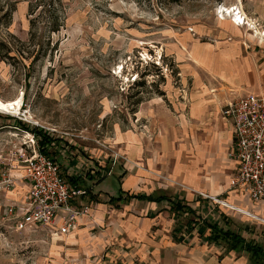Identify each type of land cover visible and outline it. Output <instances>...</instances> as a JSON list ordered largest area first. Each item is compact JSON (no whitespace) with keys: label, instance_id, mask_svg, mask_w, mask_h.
Segmentation results:
<instances>
[{"label":"rangeland","instance_id":"374dc122","mask_svg":"<svg viewBox=\"0 0 264 264\" xmlns=\"http://www.w3.org/2000/svg\"><path fill=\"white\" fill-rule=\"evenodd\" d=\"M53 1L50 7L49 0H0V98L22 99L17 113L0 111V264H154L139 252L153 237L168 241L174 223L163 211L139 237L147 218L141 209L134 211L135 201L107 205L100 213L85 201L87 216L79 215L78 227L62 236L49 226L17 229L7 209L21 205L30 191L21 144L34 134L32 127L49 132L57 138L49 156L61 175L66 179L65 155L83 160L72 172L93 176L85 184L101 194L99 200L121 193L123 171L143 172L144 184L133 192L182 188L170 176L174 162L161 160L148 144L158 148L155 121L182 130L195 88L185 67L198 60L201 47L241 36L243 46L264 56V0ZM231 5L238 6L234 12L242 13L244 24H233L220 11ZM262 87L264 94V82ZM134 135L141 141L139 155ZM5 173L10 187L3 183ZM236 212L237 222L259 220L264 226L260 217ZM130 218L138 229L130 230Z\"/></svg>","mask_w":264,"mask_h":264},{"label":"crops","instance_id":"0c3cea01","mask_svg":"<svg viewBox=\"0 0 264 264\" xmlns=\"http://www.w3.org/2000/svg\"><path fill=\"white\" fill-rule=\"evenodd\" d=\"M234 27L238 28L236 25ZM233 33L238 35L236 32ZM222 34L224 35L225 32ZM243 43L246 44L241 36H234L229 40L219 41L217 46L205 45L201 47L197 51L200 52L199 56H196L198 60H194L195 63L187 61L185 67L186 71L192 72L195 88L188 98L187 117L184 114V125L180 127L182 130L173 128L169 130L165 126V120L157 119L155 121L158 127L156 136L158 148H155L153 143L148 144L153 147L155 155H160L161 160L167 159L174 162L170 176L178 181L182 188L156 186L151 191L137 190L133 192L134 188H140L144 184L141 182L143 172L137 170L135 173L123 171L119 176L122 185L120 193L122 199L114 205L107 202L111 196H108L106 201L99 200L98 195L101 194H96L90 189L91 193L97 195L98 198V201H90L95 203L94 210L97 213L106 210L107 205L127 206L135 201L138 208L134 211L139 212L141 209L147 218V222L143 223L141 229L134 226V224H138L134 219L128 220L130 230L138 229L139 237H142L144 232L155 224L156 220L160 221L163 211L171 214L170 217L174 225L167 236L169 240L162 244L161 240L154 237L150 239L146 243L147 247H145L144 253L143 248L139 252L142 255L141 259L149 257L154 264H252L244 250H226L221 244L209 242L205 237L207 233L200 235L197 232V227L188 228L183 223L185 221L183 216H179L180 219H183L181 221L177 215L170 211L166 200L156 202L137 198L128 199L126 196L131 194L148 195L156 192L167 194L173 199H182L203 219L216 222L223 227L226 226L225 221L227 223L229 221L230 227L239 231L243 237L264 244V233H261L264 226L258 222L259 220L244 222L245 220L238 218L239 222H237L236 216L241 217V214L236 210L248 217H260L264 221V200L251 201L245 193L230 188L229 182L236 170V161L229 155L232 126L220 113L225 102L239 95L247 92L263 93L264 56L257 57L258 55L246 48L247 46H243ZM183 104H181V108ZM132 137L136 139L132 145L139 155L142 151L141 141L135 135ZM65 158H68V163L65 166L67 175L80 176L85 188H89V185L85 184V178L92 179V175L81 176L72 172L79 169L78 165L82 168L85 165L84 161L81 159L75 161L73 157L66 155ZM149 164L150 167L153 166L152 161ZM69 166H72L70 170ZM91 172L93 173V169ZM109 174H112L111 170L104 176ZM146 186L148 187V184ZM212 197L222 200L228 206H219ZM84 203L85 201L80 197L74 202L77 206ZM80 216H77L76 228L80 224L78 219ZM83 216H87V214ZM131 216L130 214L127 218ZM253 226L254 228H252Z\"/></svg>","mask_w":264,"mask_h":264},{"label":"built area","instance_id":"2783aa9c","mask_svg":"<svg viewBox=\"0 0 264 264\" xmlns=\"http://www.w3.org/2000/svg\"><path fill=\"white\" fill-rule=\"evenodd\" d=\"M234 23L240 25L242 19L236 18ZM220 113L232 126L229 155L236 161V170L230 188L245 193L251 201L264 200V94L239 95L225 102ZM30 135L23 140L20 152L30 191L21 205H10L7 214L20 230L49 226L52 234H68L76 228L77 216L88 213V205L74 204L85 190L71 185L61 175L55 158L43 153L38 138ZM3 183L7 187L12 184L6 173Z\"/></svg>","mask_w":264,"mask_h":264},{"label":"trees","instance_id":"16d2710c","mask_svg":"<svg viewBox=\"0 0 264 264\" xmlns=\"http://www.w3.org/2000/svg\"><path fill=\"white\" fill-rule=\"evenodd\" d=\"M165 3H177L183 0H161ZM54 3L53 0H49L46 5L50 6ZM51 4V5H50ZM57 27V26H56ZM53 28V30L57 28ZM29 128V126H27ZM31 132H33L39 141L40 150L50 155V153H54L55 149L52 148V151H49V144H51L52 140L57 138L52 137L49 132L43 131L38 127H32ZM50 152V153H49ZM89 172H85L84 175H88ZM67 181L81 189H85V193L80 196L86 202L90 201H98L97 195L91 193L90 188H85L84 182L80 179V176L73 177L70 175H66ZM128 199L130 198H137L143 199L148 201H156L160 202L166 200L169 204L170 211H172L175 215L183 216V223L187 225L188 228L197 227V232L200 235H205L206 239L209 242H214L216 244H221L225 247L226 250H235V251H242L244 250L247 255L249 256L250 263L252 264H264V244L258 243L253 239L245 238L241 235L239 231L231 228L229 225V221H225V227L219 225L216 222H211L209 220L203 219L200 215H197L195 210L187 204L182 199H173L171 196L163 193H151L148 195L145 194H131L127 195ZM125 197V199H127ZM122 199V195L119 194L118 196H111L107 200L110 204L117 203ZM180 219V218H179ZM182 221V220H181ZM180 231V229H179Z\"/></svg>","mask_w":264,"mask_h":264},{"label":"bare ground","instance_id":"6f19581e","mask_svg":"<svg viewBox=\"0 0 264 264\" xmlns=\"http://www.w3.org/2000/svg\"><path fill=\"white\" fill-rule=\"evenodd\" d=\"M234 10H238V6H236V7L234 5H231L228 7L222 6V8L220 9V11L222 12L223 15L230 16V19H231L233 24H235L234 19H236V18L242 19L241 25L244 24V19L242 18V15H241L242 13L238 14L239 11L234 12ZM223 12H225V14ZM232 16H233V19H232ZM236 16H238V17H236ZM221 19L225 20V17L222 16ZM21 104H22V99H14L10 102H6L0 98V111L6 112V113H17L21 108ZM245 213L250 214L249 212H246V211H245Z\"/></svg>","mask_w":264,"mask_h":264}]
</instances>
